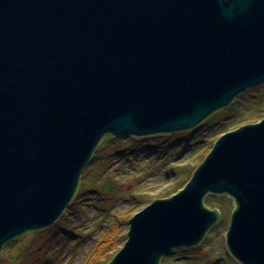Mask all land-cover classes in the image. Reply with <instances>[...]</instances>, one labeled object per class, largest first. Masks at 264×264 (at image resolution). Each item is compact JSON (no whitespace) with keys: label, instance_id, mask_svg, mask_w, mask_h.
Here are the masks:
<instances>
[{"label":"water","instance_id":"obj_1","mask_svg":"<svg viewBox=\"0 0 264 264\" xmlns=\"http://www.w3.org/2000/svg\"><path fill=\"white\" fill-rule=\"evenodd\" d=\"M263 84L264 0H0V254L62 217L106 136L192 130ZM209 194L235 201V260L264 264V119L132 217L110 264L200 245Z\"/></svg>","mask_w":264,"mask_h":264},{"label":"rangeland","instance_id":"obj_2","mask_svg":"<svg viewBox=\"0 0 264 264\" xmlns=\"http://www.w3.org/2000/svg\"><path fill=\"white\" fill-rule=\"evenodd\" d=\"M264 119V84L251 88L228 108L195 129L149 137H105L81 175L72 203L51 227L25 234L5 246L0 264H104V243L113 238L116 255L125 245L129 220L156 199H169L191 181L219 139ZM219 219L203 242L165 256L161 264H239L227 242L235 201L208 195Z\"/></svg>","mask_w":264,"mask_h":264},{"label":"trees","instance_id":"obj_3","mask_svg":"<svg viewBox=\"0 0 264 264\" xmlns=\"http://www.w3.org/2000/svg\"><path fill=\"white\" fill-rule=\"evenodd\" d=\"M104 244L105 245L107 244V248H105L103 250L104 251V256L108 257L107 262H105L104 264H110V262L113 260L115 255L110 256L109 252L116 247V242H114L113 238H110ZM99 263H101L100 260H93L92 262H90V264H99Z\"/></svg>","mask_w":264,"mask_h":264},{"label":"bare ground","instance_id":"obj_4","mask_svg":"<svg viewBox=\"0 0 264 264\" xmlns=\"http://www.w3.org/2000/svg\"><path fill=\"white\" fill-rule=\"evenodd\" d=\"M106 137H114V136H106ZM115 138H119V137H115ZM96 151V150H95ZM95 154V153H94ZM93 157H94V155H93ZM92 157V158H93ZM92 160V159H91ZM91 162V161H90ZM210 195V194H209ZM215 195V194H214Z\"/></svg>","mask_w":264,"mask_h":264}]
</instances>
